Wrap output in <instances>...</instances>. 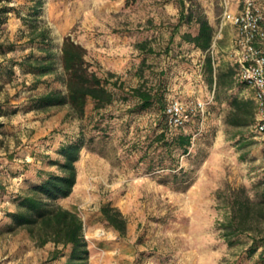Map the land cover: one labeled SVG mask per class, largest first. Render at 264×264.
<instances>
[{
  "label": "rangeland",
  "instance_id": "obj_1",
  "mask_svg": "<svg viewBox=\"0 0 264 264\" xmlns=\"http://www.w3.org/2000/svg\"><path fill=\"white\" fill-rule=\"evenodd\" d=\"M34 1L38 0H11L8 5L18 12H9L0 25V69L14 71L0 70V264L64 261L62 257L50 263L52 243L40 247L23 229H1L14 209L12 195L38 169H49L45 156L56 157L55 149L80 131L86 138L95 136L94 150H81L72 193L58 203L82 218L90 264H252L244 249L252 234L264 236V206L255 205L251 232L240 234L234 246L226 242L221 222L235 197L247 196L255 203L261 199L264 135L254 132L252 125L239 127L227 120L228 98L249 95L248 87L239 86L234 74L235 86L220 89L216 99L203 69L206 53L219 70L236 67L231 51H241L238 28L226 21L219 30L224 8L239 12L243 0H39L38 20L48 27L58 55L68 35L85 47L98 74L115 73L126 89L138 84L141 71L149 81L163 77L168 100L205 102L204 114H196L186 126L195 137V148L201 150L197 157L180 158V166L191 177L187 187L159 182L161 170H147L141 156L154 133L156 114L130 112L134 100H123L122 92L100 110H93L90 101L82 118L71 114L67 105L26 109L35 95L65 90L60 68L35 83L16 64L30 52L40 53L28 45L26 24ZM182 3L187 11L202 12L212 24L215 41L208 51L181 40L182 32L196 28L186 22L175 28ZM255 7L264 26V0H255ZM141 42L152 50L139 46ZM149 149L152 153L154 146ZM104 203L117 206L125 216V236L103 220Z\"/></svg>",
  "mask_w": 264,
  "mask_h": 264
},
{
  "label": "trees",
  "instance_id": "obj_2",
  "mask_svg": "<svg viewBox=\"0 0 264 264\" xmlns=\"http://www.w3.org/2000/svg\"><path fill=\"white\" fill-rule=\"evenodd\" d=\"M10 1L0 0V25L6 22L9 12H18L15 7L8 5ZM40 10L41 1H34L28 11L31 19L26 24L28 45L36 48L40 53L30 52L16 64L23 73L31 74L35 83L40 82L46 75L54 74L60 68L61 82L65 90L50 89L35 95L29 99L26 109L46 111L67 105L71 114L82 118L90 101L93 110H100L114 102L118 91L122 92L123 100L130 98L134 100L130 112L152 110L156 114L154 133L141 156V160H145L147 164V170H161L162 173L158 174L159 182L183 183L187 187L191 177L189 172L180 166V158L197 157L201 150L195 148V137L186 129L192 121L179 127L168 126L164 109L169 100L163 77L149 81L140 71L137 73L140 78L138 84L126 89L124 81L115 73L108 71L104 75L98 74L86 58L85 47L68 35L64 36L58 55L51 47L52 39L48 27L38 20ZM182 22L194 23L196 28L192 32H182L181 40L192 44L202 52L208 51L214 39V28L208 18L202 12L187 11L182 3L175 28ZM139 46L146 48L148 44L141 42ZM8 48L11 49L13 46ZM147 50L151 51L152 48L148 47ZM203 69L207 74L208 83L214 87V98L218 99L220 89L230 90L235 86L232 77L236 74L237 64L235 68L227 71L219 70L214 66L212 55L206 53ZM0 70H4L5 73L14 72L12 69ZM237 83L239 86H246L244 83ZM228 105L230 112L227 120L230 124L240 127L255 122L256 104L252 97L230 95ZM102 116L104 117V114ZM102 130L107 136L106 128L102 127ZM94 141V135L86 138L80 131L77 136L61 143L55 149L56 157L45 156V163L49 169H38L35 177L31 180L25 179L19 191L12 195L14 209L7 213L10 221L5 223L1 230L13 232L23 229L40 247L52 243L54 249L51 251L50 263L64 257L62 264H90V251L83 234L82 218L76 211L62 206L58 201L72 193L77 179L76 162L80 152L84 147L94 150L92 145ZM152 146L154 149L150 153L149 148ZM202 160L203 158L196 162L200 163ZM260 183L262 184L261 199L255 203L247 196L235 197L229 215L221 222L223 235L229 246L240 242L238 239L240 234L251 232L250 218L254 215L255 205L264 206V180ZM100 213L103 220L119 236L126 235L128 223L117 206L104 203L100 206ZM244 252L252 264H264V236L252 234L251 242Z\"/></svg>",
  "mask_w": 264,
  "mask_h": 264
},
{
  "label": "built area",
  "instance_id": "obj_3",
  "mask_svg": "<svg viewBox=\"0 0 264 264\" xmlns=\"http://www.w3.org/2000/svg\"><path fill=\"white\" fill-rule=\"evenodd\" d=\"M226 21L238 28L236 43L241 51L237 57L235 77L253 91L256 117L252 128L254 132L264 135V26L262 16L255 7V0H243L242 9L236 13L225 7L222 24ZM164 110L168 126L179 127L192 121L196 114L203 115L205 102L199 99L186 102L174 98L168 101Z\"/></svg>",
  "mask_w": 264,
  "mask_h": 264
},
{
  "label": "crops",
  "instance_id": "obj_4",
  "mask_svg": "<svg viewBox=\"0 0 264 264\" xmlns=\"http://www.w3.org/2000/svg\"><path fill=\"white\" fill-rule=\"evenodd\" d=\"M222 26H223V24L221 23V27H220V30L219 31H221V29H222ZM233 39L231 40V44H230V47L231 48H233ZM222 50H223V48H221ZM233 53V58H234V62H235V64H237V57H238V55H239V51L237 50V49H232V51H231V54ZM214 66H215V68H216V66H219V64L217 63H214ZM223 70V69H222ZM247 87V86H246ZM248 89H249V91H250V93H249V95H244L243 97H252L253 98V91L248 87ZM240 97H242V96H240ZM254 99V98H253Z\"/></svg>",
  "mask_w": 264,
  "mask_h": 264
}]
</instances>
